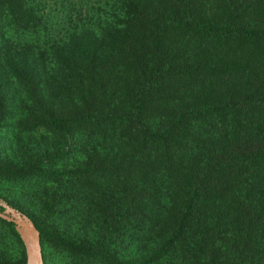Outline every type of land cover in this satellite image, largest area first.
<instances>
[{"label": "trees", "instance_id": "1", "mask_svg": "<svg viewBox=\"0 0 264 264\" xmlns=\"http://www.w3.org/2000/svg\"><path fill=\"white\" fill-rule=\"evenodd\" d=\"M0 73L63 142L0 176L97 200L100 238L35 224L67 264H264V0H0Z\"/></svg>", "mask_w": 264, "mask_h": 264}, {"label": "rangeland", "instance_id": "2", "mask_svg": "<svg viewBox=\"0 0 264 264\" xmlns=\"http://www.w3.org/2000/svg\"><path fill=\"white\" fill-rule=\"evenodd\" d=\"M0 81H10L6 84L10 89L3 90L4 98L8 99L10 104L0 120V162L19 172H24L28 167L29 159L42 154L44 147L50 151L53 148L62 147L63 142L45 132L32 134L23 132L18 125L25 114L23 94L10 85L11 80L6 78L5 74L0 73ZM78 164V159L71 160L70 164L62 159L41 163L38 165L36 176L30 182L28 181L27 187L18 185L10 178L0 176V211L29 222L35 227V224H39L43 228L51 229L71 239L100 238L102 229L98 225L102 220L94 208L97 200L92 197L89 200H64L62 190L66 188L49 177H41L48 170L75 167ZM76 183L74 182L73 185ZM84 206L88 211L82 209ZM40 241H42L47 264H67L71 261L45 238H40ZM23 252L15 236L8 228L0 225L1 261L18 264L25 258L26 262V254L24 256Z\"/></svg>", "mask_w": 264, "mask_h": 264}, {"label": "water", "instance_id": "3", "mask_svg": "<svg viewBox=\"0 0 264 264\" xmlns=\"http://www.w3.org/2000/svg\"><path fill=\"white\" fill-rule=\"evenodd\" d=\"M0 218L15 224V228L25 247L26 264H44L40 247L38 229L24 220L16 219L12 215L0 211Z\"/></svg>", "mask_w": 264, "mask_h": 264}]
</instances>
